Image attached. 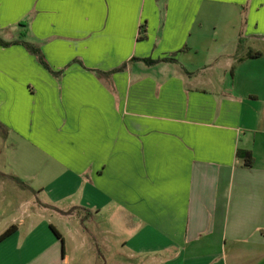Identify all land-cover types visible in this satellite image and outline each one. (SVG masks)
I'll return each instance as SVG.
<instances>
[{
	"label": "crops",
	"instance_id": "1",
	"mask_svg": "<svg viewBox=\"0 0 264 264\" xmlns=\"http://www.w3.org/2000/svg\"><path fill=\"white\" fill-rule=\"evenodd\" d=\"M0 39L49 67L0 46V264H264V0H0Z\"/></svg>",
	"mask_w": 264,
	"mask_h": 264
},
{
	"label": "trees",
	"instance_id": "2",
	"mask_svg": "<svg viewBox=\"0 0 264 264\" xmlns=\"http://www.w3.org/2000/svg\"><path fill=\"white\" fill-rule=\"evenodd\" d=\"M16 44H20L22 45L28 52H30L31 54H33L34 56L37 57L39 63L41 65H43L45 68L49 69V67L47 66V64L45 63L44 57L41 53V51L36 48L34 45L29 44L27 42H21V41H15V42H6L2 39H0V46L4 47V48H8L10 46L16 45ZM164 61V60H163ZM244 158H245V166L248 168H251L253 166V159H251L250 154L249 153H245L244 154ZM11 180H13L14 182H16L19 185H23V183L16 178H11ZM14 232V229H10L8 230L1 238L0 240H3L5 238H7L8 236H10L12 233ZM57 237L59 238V235L57 234Z\"/></svg>",
	"mask_w": 264,
	"mask_h": 264
},
{
	"label": "rangeland",
	"instance_id": "3",
	"mask_svg": "<svg viewBox=\"0 0 264 264\" xmlns=\"http://www.w3.org/2000/svg\"><path fill=\"white\" fill-rule=\"evenodd\" d=\"M4 40V39H3ZM5 41V40H4ZM1 128V127H0ZM1 129H0V133H1ZM2 136V134L0 135V156L1 155H3L4 154V152H5V147H4V141H3V138L1 137ZM7 179L9 178H15V177H10V175H9V177L7 176L6 177ZM8 179V180H9ZM16 179H18V178H16ZM10 183V182H9Z\"/></svg>",
	"mask_w": 264,
	"mask_h": 264
}]
</instances>
